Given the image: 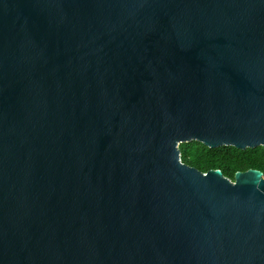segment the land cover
I'll return each instance as SVG.
<instances>
[{
    "label": "water",
    "instance_id": "water-1",
    "mask_svg": "<svg viewBox=\"0 0 264 264\" xmlns=\"http://www.w3.org/2000/svg\"><path fill=\"white\" fill-rule=\"evenodd\" d=\"M264 0H0V264H264Z\"/></svg>",
    "mask_w": 264,
    "mask_h": 264
},
{
    "label": "trees",
    "instance_id": "trees-1",
    "mask_svg": "<svg viewBox=\"0 0 264 264\" xmlns=\"http://www.w3.org/2000/svg\"><path fill=\"white\" fill-rule=\"evenodd\" d=\"M181 161L201 173L220 170L231 181L238 172L258 170L264 176V148L239 150L224 146L216 149L206 147L200 142L181 144Z\"/></svg>",
    "mask_w": 264,
    "mask_h": 264
}]
</instances>
